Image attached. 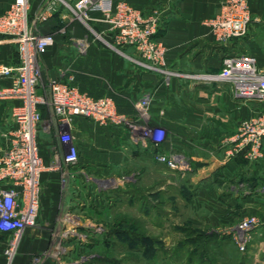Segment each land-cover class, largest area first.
<instances>
[{
    "label": "crops",
    "instance_id": "obj_1",
    "mask_svg": "<svg viewBox=\"0 0 264 264\" xmlns=\"http://www.w3.org/2000/svg\"><path fill=\"white\" fill-rule=\"evenodd\" d=\"M13 1L0 0V16ZM43 1L29 0L30 12ZM119 1L136 9L158 10L161 29L156 42L162 53L156 68L149 69L137 62V53L131 46L115 49L95 38L80 21L69 20L67 10L60 7L39 28L42 34L54 32L52 44L39 56L41 91L45 89L48 96L49 80L72 75L80 91L93 97L111 98L116 111L133 120L136 128L129 131L112 124L102 127L86 118L74 117L72 132L79 146V163L71 168L75 177L62 183L56 168L41 173L38 210L41 223L24 230L11 264H31L49 236H55L49 234L50 228L43 222L57 219L53 232L61 228L67 231L68 222L59 215L62 209H70L79 201L75 194L80 188L92 181L113 178L117 170L123 174L132 162L146 168L149 174L167 175L164 179L169 174L185 177L196 210L211 225L233 224L242 216H256L258 225L246 246L248 253L242 264H264V140L260 156L251 157L249 147L242 144L240 137L244 122L264 114V103L237 97L228 81L206 75L218 73L227 54H250L264 68V0H246L253 19L244 36L227 42L216 39L211 21L228 0H110L106 7L112 8ZM90 14L92 28L108 40L101 12ZM58 28L64 31H55ZM15 57L14 41L0 36V62L10 64ZM2 83L9 82L5 79ZM144 96H148V104L142 111L137 103ZM10 107V103L0 100V114ZM41 116L37 140L43 162L48 165L53 148L62 145L60 125L48 104L41 107ZM8 120L0 124L4 136L0 144L5 146L8 143L5 133L13 126L12 118ZM146 125L164 130L159 146L141 142L136 136ZM157 152L177 154L189 169L185 172L169 169L155 159ZM80 170L90 171L92 176L82 175ZM61 236L56 242L61 243ZM6 239L0 234V264L6 260ZM53 256L43 257L36 264H53Z\"/></svg>",
    "mask_w": 264,
    "mask_h": 264
},
{
    "label": "built area",
    "instance_id": "obj_2",
    "mask_svg": "<svg viewBox=\"0 0 264 264\" xmlns=\"http://www.w3.org/2000/svg\"><path fill=\"white\" fill-rule=\"evenodd\" d=\"M108 2L110 0H44L31 13L29 0H14L0 16V36L11 38L16 45L15 61L10 64L0 62V100L11 104L13 125L7 131L8 143L0 157V179L8 181V185L0 190V234L7 238L4 254L8 262L13 260L24 230L37 223L41 173L56 168L62 183L75 177L71 168L79 163V146L72 132L74 117L86 118L102 127L112 124L129 131L136 128L133 120L116 111L111 98L93 97L80 91L72 75L51 79L47 84V97L38 90L39 56L52 44L54 35V32L42 34L39 28L60 7L67 10L69 20L80 21L94 33L95 38L115 49L131 46L137 53V62L149 69L156 68L155 63L162 53L156 42L161 29L158 10L136 9L123 1L107 8ZM92 11L101 12V20L107 25L108 40L90 25ZM252 19L246 0H228L219 15L212 19L211 26L216 39L227 42L244 36ZM55 31L61 32L64 28ZM206 75L228 81L237 97L264 103V68L259 67L250 54L224 55L219 72ZM190 76L197 77L198 74ZM5 79L8 84L2 83ZM47 104L59 122V141L62 144L53 148L52 161L48 165L43 162L37 140V131L42 123L41 107ZM147 104L148 96L137 103L142 111L146 110ZM164 135L160 127L146 125L136 136L141 142L149 141L159 146ZM240 137L242 144L249 147V156L259 157L264 140V114L244 122ZM154 157L170 169L180 172L189 169L177 154L157 152ZM78 172L85 175L83 170ZM68 216L70 213L65 214V220L75 227L76 222L69 220ZM257 225V217L247 215L228 229L239 250L246 248Z\"/></svg>",
    "mask_w": 264,
    "mask_h": 264
},
{
    "label": "rangeland",
    "instance_id": "obj_3",
    "mask_svg": "<svg viewBox=\"0 0 264 264\" xmlns=\"http://www.w3.org/2000/svg\"><path fill=\"white\" fill-rule=\"evenodd\" d=\"M41 80L40 66L38 90L47 97L45 89L41 91ZM10 117L11 107L0 114V124ZM5 147L0 144V157ZM85 173L92 176L90 171ZM121 173L117 170V176L92 181L86 189L77 190L75 196L82 203L75 202L59 215L68 222L65 214L70 213L69 220L76 222L75 227L68 223L67 231L61 228L53 232L57 219L42 223L55 236H49L31 264L52 254L53 264H242L248 252L238 249L228 229L244 216L237 223L211 225L196 210L185 177L169 174L167 182L163 177L167 175L149 174L134 162ZM7 185V180L0 179V190ZM39 223L38 212L36 225ZM121 231L132 232L139 239L124 241ZM60 236L61 243L56 242ZM4 263L12 261L4 259Z\"/></svg>",
    "mask_w": 264,
    "mask_h": 264
},
{
    "label": "trees",
    "instance_id": "obj_4",
    "mask_svg": "<svg viewBox=\"0 0 264 264\" xmlns=\"http://www.w3.org/2000/svg\"><path fill=\"white\" fill-rule=\"evenodd\" d=\"M121 233H122V235H124V237L122 236V238H124V241L126 239H127V241H133L135 238L139 239V237L136 234H133L132 232L121 231Z\"/></svg>",
    "mask_w": 264,
    "mask_h": 264
}]
</instances>
